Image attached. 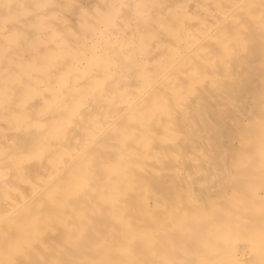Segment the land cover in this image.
Here are the masks:
<instances>
[{
    "label": "bare ground",
    "instance_id": "bare-ground-1",
    "mask_svg": "<svg viewBox=\"0 0 264 264\" xmlns=\"http://www.w3.org/2000/svg\"><path fill=\"white\" fill-rule=\"evenodd\" d=\"M10 1L11 3L9 2L7 5L9 6L8 15L13 18L12 22H15L18 17L15 13L16 9H13L16 0ZM116 3L120 6L118 2ZM1 6L3 7V4ZM162 8L164 9V7ZM25 11L27 10L25 9ZM44 12L42 10V14ZM114 12L116 11L114 10ZM233 12L235 14L230 21L222 18L223 16H217V22L214 23L217 25L214 30L215 34L208 32L207 35L193 39L194 42L190 46L188 45V49L179 53L175 60L167 63L163 72L146 83L142 92L134 100L118 106L116 108L117 116L113 119L112 117L106 118L105 129L98 132L97 136L93 137L94 139L88 140L82 147L79 145L80 148L73 158H66L63 162L65 164L57 168V172H53L49 179L39 184L40 189L37 192L32 193L28 191L29 189H25V192L28 193L27 200L25 198V202L20 201L18 207L14 205L16 209L7 215L4 214L6 216L3 220L0 219V264H264V226L262 225L264 211H262L263 214H260V210H258L257 213L260 217L256 212L249 213V209L256 205L254 202L258 199L256 195L254 200L255 191L257 192L259 186L263 185L261 190L264 188V0H239ZM33 14L35 16L34 12ZM167 14L169 15V12ZM43 16L45 17V13ZM60 17L63 15L61 14ZM33 18L30 17V19ZM25 22L29 23L30 21L25 20ZM136 23L137 26L138 22ZM58 29L60 28L58 27ZM135 30L137 31V29ZM16 31L18 32V30ZM149 31L151 32V30ZM149 31L147 32L149 33ZM22 32L24 31L22 30ZM83 32L84 35L87 34L85 33L87 31ZM32 33L33 31H30L27 35H32ZM115 34L113 33V35ZM178 35L180 34L178 33ZM19 36L21 35L19 34ZM106 37L108 36L106 35ZM61 41L63 42V39ZM174 42L176 43L175 40ZM72 45L74 44L72 43ZM23 48L25 47L23 46ZM48 48L50 49V47ZM32 50L34 51V49ZM1 52L3 51L1 50ZM74 54L76 55V53ZM45 59L47 60V58ZM124 63L126 65L128 62ZM116 65L119 67L118 63ZM44 67L46 66L44 65ZM131 67L133 69V66ZM103 68L105 69L104 66ZM6 69L4 67V70ZM13 70L15 69L13 68ZM121 71L124 70L121 69ZM112 72L114 71L112 70ZM83 83L85 82L83 81ZM24 84L26 83L24 82ZM112 90L107 91L111 92ZM72 94H69V97ZM23 98L25 99V96ZM29 98L31 99V97ZM19 100L18 98L17 101ZM54 125L57 126V123L55 122ZM13 127L11 126L12 129ZM69 132H66V135ZM33 134L37 136V133ZM24 141L26 140L24 139ZM21 146L24 147V145ZM193 147L202 148L204 151L202 153L207 157L204 159V157L198 156L199 158H195L194 162H190V156L195 155L190 151L194 149ZM150 161L154 162V165L150 164ZM172 165L181 170V174L184 171V180L178 179L186 185L185 187L190 188L191 195L183 194L182 188L184 189V187L180 186L178 179L168 177ZM7 167L11 166L7 165ZM49 167L51 168V166ZM46 172L49 173L47 170ZM261 192L257 193L261 194ZM11 193L13 192L11 191ZM15 196L18 197L16 194ZM186 197L193 199V202L189 204ZM257 202L262 201L260 199V201L256 200ZM260 205L264 207V203ZM258 207L257 209H259ZM262 209L264 210V208ZM258 223L262 227L260 225L257 227ZM247 250L251 253L250 255L246 253Z\"/></svg>",
    "mask_w": 264,
    "mask_h": 264
},
{
    "label": "rangeland",
    "instance_id": "rangeland-1",
    "mask_svg": "<svg viewBox=\"0 0 264 264\" xmlns=\"http://www.w3.org/2000/svg\"><path fill=\"white\" fill-rule=\"evenodd\" d=\"M101 1H102V3H100ZM101 1L100 0L99 1L98 0H81V1L80 0H74V1L73 0H70V1L69 0H66V1L65 0H41V1L40 0L39 1L38 0H27V1L26 0H19V1L16 0L15 1L16 3L14 4L13 9H16L17 12L15 10L14 11L18 17H16L15 22H12L13 18L9 17V15H8L9 14V6H7L9 2L11 3V1L10 0L9 1L8 0H3V1L0 0V6L3 4V7L2 6L0 7V11L1 10L3 11V12L2 11L0 12V27H1L0 28V36L2 37V38L0 37V45H2V46H0V69H1L0 70V87H1L0 88V123H1L0 124L1 125L0 126V139H1V141H0V168L2 167L0 169V174L2 173V175L0 176V187H1L0 188V210H1L0 211V217H1L0 219H2V220L4 219V217L7 214H9L11 211L16 209L15 207L19 206L20 201L23 200V202H25L24 201L25 198H26L25 200H27L28 193L25 192V189H27V190L29 189L28 191L29 192L31 191L32 193L37 192L40 189V186H39L40 183H43L46 179H49L50 175L52 176L53 172H57L58 171L57 168H59L65 164L63 162H65L66 158H69V157L73 158L74 154L78 152V149L80 148V146L82 147L84 144H86L88 142V140L90 141V140L94 139L97 136L98 132H101L102 130H104L105 127L107 126V123H105V121L109 117H112V119H113L117 116L116 108H118V106L120 107V106L134 100V98L142 92V90L146 86V83H149L151 81V79L155 78L158 74L163 72V70L166 68L167 63L169 64L170 62L175 60V58L177 57V55L179 53L185 52L198 36L207 35L208 32L215 34L216 32H214V30H215L217 25H215L214 23L217 22L216 21L217 16L218 17L223 16L222 18H226V20L229 19L228 21H230L235 14V12H233V9L237 6L239 0H219V1L217 0V2H216V0H199L200 2L198 0H174V1L171 0L172 3L170 0L169 1L168 0H149V1L148 0H143V1L142 0L141 1L140 0H122V1L121 0H116V1L115 0H101ZM114 1H115V3H114ZM93 2H95V3H93ZM116 2H118L120 4V6ZM213 2H215V3H213ZM29 3H31V4H29ZM32 3H33V5H32ZM63 3H66V4H63ZM138 4H140V5L138 6ZM27 5H28V7H30L29 9H27L28 8ZM96 5H97V7H96ZM128 5H131V6H128ZM89 6H90V8H89ZM109 6H111V7H109ZM200 6H202V7H200ZM232 6L234 7L233 9H232ZM6 7H8V8H6ZM48 7H49V9H48ZM56 7H57V9H56ZM61 7L63 8V10ZM162 7H164V9ZM31 8H32V10H31ZM101 8H102V10H101ZM165 8H166V10H165ZM25 9L27 11H25ZM58 9H59V11H58ZM64 9H66V12H64ZM230 9H231V11H230ZM42 10H43V12L45 11L44 12L45 17L43 16L44 13L42 14ZM95 10H96V12H95ZM114 10L116 12H114ZM138 10H139V12H138ZM153 10H155V11H153ZM204 10H206V11H204ZM33 12L35 13V16H34ZM168 12H169V15L167 14ZM3 14H5L6 16ZM61 14L65 18L60 17ZM79 14H80V16H79ZM151 14H153L154 16L153 15L151 16ZM41 15H42V17H40ZM118 16L121 17L120 20H119ZM208 16H210V17H208ZM30 17L31 18L34 17V18L30 19ZM158 17L160 20L158 19ZM22 18H24V19L22 20ZM87 19H88V21H87ZM95 19H96V22H95ZM121 19H123V20H121ZM132 19H133V21H131ZM208 19H209V21H208ZM25 20L30 21V22L29 23L25 22ZM193 20H195V21H193ZM212 20H214V21H212ZM22 21H23V23L24 22L25 23L23 24ZM86 21H87V23H86ZM89 21L93 22V23H90ZM49 22H51V23H49ZM81 22H83V23H81ZM113 22H115V23H113ZM136 22H138L139 26L138 25L136 26V24H137ZM17 23H18V26H17ZM19 23H21L22 26ZM192 23H194L196 25H194ZM197 23L199 24V26ZM118 24H120L121 26ZM128 24H129V26H128ZM93 25H95V26H93ZM88 26H90L91 28ZM193 26H195V27H193ZM207 26H208V28H207ZM58 27L60 29H58ZM62 27H63V29H62ZM144 27H146V28H144ZM162 27H164V28H162ZM87 28H89V29H87ZM131 28H133V29H131ZM134 28L137 29L138 32ZM83 29L85 31H87V32H85V33H87V34H85L87 37L84 35ZM110 29H113V30H110ZM148 29L151 30V32ZM16 30H18L19 33ZM22 30L24 32H22ZM109 30H110V32H109ZM30 31H33L32 35H27V33H29ZM111 31L114 34L115 33L116 34L113 35V33ZM147 31H149V33ZM166 31H167V33H166ZM140 33H141V35H139ZM178 33L181 36L178 35ZM19 34L21 36H19ZM22 34H24V35H22ZM133 34H135V35H133ZM106 35L108 37H106ZM117 35H119V36L117 37ZM146 35H147V37H146ZM58 36H60V37H58ZM77 37H79V38H77ZM31 38H33V39H31ZM162 38H164V39H162ZM42 39H44L45 41ZM62 39H63V42L61 41ZM118 39H120V40H118ZM140 39L142 41V44H141ZM25 40H26V42H25ZM98 40H99V42H98ZM174 40L176 41V43L174 42ZM179 40H181V41H179ZM132 42H134V43H132ZM72 43L74 45H72ZM75 43H77V44H75ZM125 43H126V45H124ZM135 43H136V45H135ZM35 44L38 47L34 46ZM11 45L13 48L11 47ZM22 45L25 48H23ZM164 45H165V47H164ZM32 46H34V47L32 48ZM71 46H72V48H71ZM99 46L100 47L103 46L104 48H100ZM151 46L152 47L154 46L153 48L155 50ZM48 47H50V49ZM57 47H59V48L57 49ZM36 48H38V49H36ZM114 48H116V49H114ZM134 48H135V50H134ZM159 48H160V50H159ZM32 49H34V51ZM48 49H49V51H48ZM71 49H72V52H71ZM81 49H84L83 51L85 54L83 53V51ZM95 49H96V51H95ZM104 49H106L105 52H104ZM122 49L124 50L123 52L120 51ZM142 49H143V51H142ZM1 50L4 53L1 52ZM18 50H20V51H18ZM21 50L23 53L21 52ZM97 50H98V53H97ZM130 50H131V52H130ZM108 51H109V53H108ZM36 52H38L37 55H36ZM86 52H89L90 54L87 53L88 54L87 55ZM101 52H103V53H101ZM74 53H76V55ZM94 53L96 54L95 56H94ZM131 53L133 54V56ZM23 54H24V56H23ZM72 54H74L75 56ZM78 54H80V55H78ZM129 54H130V56H129ZM66 57L68 60L66 59ZM83 57H85V58H83ZM100 57H102V58H100ZM117 57L119 59L118 61H117ZM135 57H136V59H134ZM45 58H47V60ZM128 59H130V60H128ZM141 59H143L144 61ZM16 60H19V61L17 62ZM150 60H151V62H150ZM22 61H24V62H22ZM129 61H131V62H129ZM27 62L29 65L27 64ZM124 62H128V63H126V65H125ZM140 62H142V63H140ZM117 63L119 65V67L116 65ZM154 63L157 65V67ZM35 64H37V65H35ZM39 64H41V65H39ZM44 65L46 67H44ZM10 66L12 67L11 69H10ZM57 66H58V68H57ZM103 66L105 67V69L103 68ZM123 66H125V67H123ZM131 66H133V69ZM148 66H150V67H148ZM4 67H5V69L6 68L7 69L4 70ZM15 67H17V68H15ZM138 67H139V70H138ZM13 68L15 70H13ZM113 68H115V69H113ZM120 68L124 71H121ZM149 69H150V71H149ZM112 70L114 72H112ZM8 71H10V72L8 73ZM51 71H53L54 73ZM55 71H56V73H55ZM99 71H100V73H98L99 74L98 75L97 72H99ZM87 75H88V78H87ZM96 75H97V77H96ZM28 76H29V78H28ZM143 76H145V77H143ZM17 77H18V79H17ZM34 78H35V81H34ZM130 78H131V82L129 81ZM69 79H71V80L69 81ZM81 79L85 83H83V81ZM110 79L112 80V82H110L111 81ZM30 80H33V81H30ZM113 81L114 82L118 81V82H116L114 84ZM142 81H145V82L142 83ZM24 82L26 84H24ZM60 83H61V85H60ZM79 83H80V85H79ZM89 83H90V85H89ZM106 83H107V85H106ZM133 83H134V85L135 84L136 85L134 86ZM91 84H93V85H91ZM81 85H83V86L81 87ZM93 86H94V88H93ZM85 87H87V88H85ZM108 87L109 88L111 87V88L109 89ZM139 87H141V88H139ZM38 88H40V89H38ZM80 88H82V89H80ZM89 88H91V89H89ZM7 89L12 93H10ZM72 89H74V90L72 91ZM112 89H114V90H112ZM3 90H4V92H2ZM18 90L19 91L22 90V91L19 92ZM75 90H77V91H75ZM107 90H112L113 92L112 91L110 92ZM77 92H79V93H77ZM71 93H73V94L71 97H69V94H71ZM107 93H108V95H107ZM73 95H74V97H73ZM75 95H77V96L75 97ZM24 96H25V99L23 98ZM29 97H31V99ZM109 97H110V99H109ZM130 97H132V98H130ZM18 98L20 99L19 101H17ZM96 101H98V102H96ZM62 102H63V104H62ZM60 103H61V105H60ZM28 105H29V107H28ZM95 105H97V106H95ZM102 105L105 107L103 108ZM67 107H69V108H67ZM61 110H63V111H61ZM94 111L96 112V114ZM1 112H2V114H1ZM61 112L62 113L64 112V113L62 114ZM82 114H83V116H82ZM11 115L13 118L11 117ZM7 116H8V118H7ZM11 118H12V120H11ZM99 119H101L102 121ZM9 121H10V123L8 124ZM24 122H25V124H23ZM47 122H48V124H47ZM51 122L53 123L52 125H51ZM55 122L57 123V126L54 125ZM88 122H90L91 124ZM58 124H59V126H58ZM11 126L12 127L14 126L13 129L11 128ZM15 126H16V128H15ZM20 126H22V127H20ZM23 127H25V128L23 129ZM72 127H73V130H71ZM7 129H9V130H7ZM34 129H35V131H34ZM75 129H76V131H75ZM66 132H69L68 135H66ZM33 133H37V136L34 135ZM73 134H76V135H73ZM82 134H83V136H82ZM29 135H30V137H29ZM54 136H55V138H53ZM73 136H74V138H73ZM25 137H27V138H25ZM35 137H37V138H35ZM70 137H72V138H70ZM3 139H4V141H3ZM24 139L26 141H24ZM28 139H29V141H27ZM68 139L69 140L71 139V140L69 141ZM39 141H40V143H39ZM64 143H66L67 145ZM7 144H8V146H7ZM37 144H38V146H37ZM21 145H24V147L25 146L26 147L22 148ZM21 148H22V150H21ZM58 148H60V149H58ZM25 149H26V151H25ZM65 149H67V150H65ZM194 149L190 150L191 153H195V155H193L194 157L190 156V162H194L195 158H199V157L203 158L204 157V159H205L207 157V155L202 153V152H204L202 150V148L195 147ZM18 150H19V152H18ZM23 150H24V153H23ZM26 152H27V154H26ZM15 153H16V155H15ZM201 154H203V155H201ZM29 155L31 156V158ZM67 155H68V157H66ZM40 157H42V158H40ZM259 158L260 157L258 156V159ZM204 159H202V160H204ZM7 160H9V161H7ZM9 162H10V164H9ZM18 162H19V164H18ZM151 163H153L152 165H154V162L150 161V164ZM6 164L8 166H11V167H7ZM159 165H157V166L159 167ZM174 165H172L171 170H170L171 175H170V173H168V177L169 178L175 177L174 178L175 180L180 178V180L183 181L185 178L184 177V171H183V174H181L180 173L181 170L177 169L176 167L174 168L173 167ZM3 166L4 167L6 166V168H4ZM49 166H51V168ZM161 166H162V164H161ZM168 166H171V165H168ZM46 170L49 173H47ZM45 172H46V174H45ZM44 175H46V176L44 177ZM15 177H16V179H15ZM26 178H27V180H25ZM2 179H3V181H2ZM180 180L178 179V181L180 182V186L184 187V189L182 188L183 194L184 195L186 194L185 196L191 195L192 193L190 191V188L185 187L186 185H184V183H181L182 181H180ZM9 186H10V188H9ZM27 186H28V188H27ZM31 187H33L32 190H31ZM262 187H263V185L259 186L258 188L260 189ZM179 188L181 189V187H179ZM259 189H257V192L262 191L264 194V188L262 190L261 189L259 190ZM11 191L13 193H11ZM15 191H17V192H15ZM257 192L255 191L254 200L256 199V195H257L258 199H256V200L260 201V199H261L262 202L256 203V200H255L254 203L257 205V207L258 206H260V207H258L259 209H257V207L255 208L256 205L254 204L255 206H251L252 209L251 208L249 209L250 210L249 213L250 212H252V213L256 212V214L259 215V213L263 214L262 211H264L262 209L264 207L262 205H260V204L264 203L263 202L264 200H262V199H264V195L262 194V192H261V194L257 193ZM15 194L18 195V197L19 196L20 197L19 198L16 197ZM186 201L189 204H191L193 202V199L186 197ZM10 203H11V205H10ZM258 203H259V205H258ZM14 205H15V207H14ZM258 210H260L259 213H257ZM6 212H8V213H6ZM4 214H6V215L4 216ZM258 217H260V215ZM259 225L261 226L260 223H258L256 226L259 227ZM262 225L264 226V223H262ZM246 253L248 255L251 254L248 250L246 251Z\"/></svg>",
    "mask_w": 264,
    "mask_h": 264
}]
</instances>
